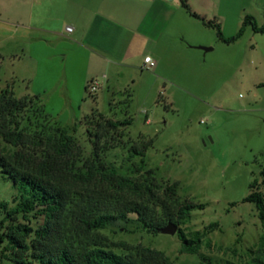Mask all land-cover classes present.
I'll use <instances>...</instances> for the list:
<instances>
[{
	"label": "rangeland",
	"instance_id": "obj_1",
	"mask_svg": "<svg viewBox=\"0 0 264 264\" xmlns=\"http://www.w3.org/2000/svg\"><path fill=\"white\" fill-rule=\"evenodd\" d=\"M85 2L89 0H0V102L38 95L40 101L29 108L23 129L50 133L56 128L53 121L66 127L77 124L69 133L83 146L84 158L91 146L79 122L92 109L105 119L131 118L123 140H152L144 170L154 169L162 184L178 181L181 199L204 205L194 208L181 228L190 232L214 222L218 226L202 238L200 257L181 253L176 233L151 234L134 224L128 227L130 233L118 227L101 233L127 246L161 250L176 264H245L262 234L255 204L243 198L252 181L264 192V32L256 33L248 24L237 39L225 43L214 27L182 7L180 16L190 17H180L176 31L180 42L193 46L186 61L167 65L159 76L153 67L138 64L123 71L116 89L103 82L92 97L84 86L82 96L61 100L46 95V25L71 26ZM187 2L206 21L219 23L225 37L239 31L245 16L254 17L258 26L264 23V0ZM130 145L109 149L104 160L134 176L140 156L129 157ZM15 194L11 181L0 173V201L11 202ZM113 250L126 252L124 247ZM0 264L16 263L0 259Z\"/></svg>",
	"mask_w": 264,
	"mask_h": 264
},
{
	"label": "trees",
	"instance_id": "obj_2",
	"mask_svg": "<svg viewBox=\"0 0 264 264\" xmlns=\"http://www.w3.org/2000/svg\"><path fill=\"white\" fill-rule=\"evenodd\" d=\"M179 2L190 16L214 27L217 38L225 43L237 39L248 24L254 32H264V23L258 26L248 15L234 36L225 37L219 23L206 21L187 0ZM37 101L38 95L27 94L0 102V173L16 189L11 202L0 201V259L16 264H176L161 250L127 246L101 233L111 227L130 233L133 230L128 227L134 224L133 228L157 234L168 222L177 226L180 252L200 257L202 238L218 224L210 223L203 231L181 228L191 211L204 205L181 199L178 181L162 184L154 169L144 170L152 140L143 136H138V143L123 140L131 118L105 119L92 109L79 122L91 146L84 158L83 146L69 133L77 124L66 127L53 121L56 128L50 133L23 129L29 108ZM40 109L44 112L42 105ZM126 144H131L129 157L140 156L134 176L120 173L104 160L109 149ZM261 173L264 176V166ZM249 190L243 201L255 204L262 234L245 264H264V192L256 181ZM113 247H124L126 252L117 253Z\"/></svg>",
	"mask_w": 264,
	"mask_h": 264
},
{
	"label": "crops",
	"instance_id": "obj_3",
	"mask_svg": "<svg viewBox=\"0 0 264 264\" xmlns=\"http://www.w3.org/2000/svg\"><path fill=\"white\" fill-rule=\"evenodd\" d=\"M181 8L179 0H89L76 8L71 26L47 24L46 95L72 100L95 78L99 88L103 82L115 88L126 68L143 67L145 56L158 76L167 65L186 61L193 46L179 41L178 19L190 17L180 16Z\"/></svg>",
	"mask_w": 264,
	"mask_h": 264
},
{
	"label": "built area",
	"instance_id": "obj_4",
	"mask_svg": "<svg viewBox=\"0 0 264 264\" xmlns=\"http://www.w3.org/2000/svg\"><path fill=\"white\" fill-rule=\"evenodd\" d=\"M66 31H71V28L70 27H66ZM154 65V60L150 57V56H145L144 57V65L143 67L145 66H148V67H152ZM99 80L98 79H91L90 82H89V85H88V93L89 94H94L97 89L99 88Z\"/></svg>",
	"mask_w": 264,
	"mask_h": 264
},
{
	"label": "water",
	"instance_id": "obj_5",
	"mask_svg": "<svg viewBox=\"0 0 264 264\" xmlns=\"http://www.w3.org/2000/svg\"><path fill=\"white\" fill-rule=\"evenodd\" d=\"M204 49L211 50V47H207ZM160 232L166 234H175L177 232V226L172 222H168L163 228L160 229Z\"/></svg>",
	"mask_w": 264,
	"mask_h": 264
}]
</instances>
